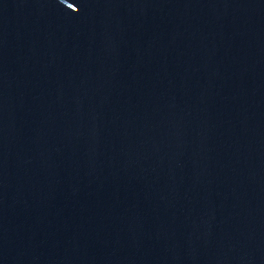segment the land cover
<instances>
[{"label":"water","instance_id":"obj_1","mask_svg":"<svg viewBox=\"0 0 264 264\" xmlns=\"http://www.w3.org/2000/svg\"><path fill=\"white\" fill-rule=\"evenodd\" d=\"M0 264H264V0H0Z\"/></svg>","mask_w":264,"mask_h":264}]
</instances>
